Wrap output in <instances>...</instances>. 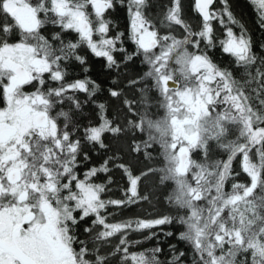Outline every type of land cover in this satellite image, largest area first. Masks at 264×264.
<instances>
[{"label": "snow or ice", "instance_id": "6c2138e0", "mask_svg": "<svg viewBox=\"0 0 264 264\" xmlns=\"http://www.w3.org/2000/svg\"><path fill=\"white\" fill-rule=\"evenodd\" d=\"M0 264H264V42L231 0H0Z\"/></svg>", "mask_w": 264, "mask_h": 264}, {"label": "trees", "instance_id": "16d2710c", "mask_svg": "<svg viewBox=\"0 0 264 264\" xmlns=\"http://www.w3.org/2000/svg\"><path fill=\"white\" fill-rule=\"evenodd\" d=\"M186 6L188 3V0H185ZM232 5H233V10L237 14L238 17H242L243 22L246 20L249 24V29L251 30V33L253 35L254 40L256 41L257 45L259 42H264V33H262L257 24H256V17H251L246 15V6L243 0H231ZM119 12V22L122 25L126 24V18L123 10L118 9ZM188 16L191 17V21H193L194 13H191L190 11L188 12ZM254 19V20H253ZM257 28H256V26ZM263 37V39H262ZM79 74V73H77ZM91 74L93 78H96L97 75H99L100 80H104L105 76L103 74V71L101 69L100 63H94ZM102 161V155H93V163H100ZM115 179L117 182L122 186L123 181L120 180V174L116 173L115 174ZM242 180L246 179V177L242 176ZM114 191L111 192L109 195L112 198L119 199L122 198V192L118 189H116V185L113 186ZM168 211L166 204L164 203L163 199L161 198L158 202L153 201V205L150 206L147 203L141 204L139 206H132L130 209H124L122 211H118L116 214V219H124L128 217H135L139 216L141 218H151V216L159 215V214H165ZM151 214V216L149 215ZM165 230H175L172 228H166ZM146 234V233H145ZM134 239H142V237L139 234H135L133 236ZM159 242H162V246L167 250V244L168 243H175L176 241L172 238H166L162 234L159 237ZM158 243L157 239H152V240H144L142 247L144 248H150ZM180 247H183L181 244Z\"/></svg>", "mask_w": 264, "mask_h": 264}, {"label": "flooded vegetation", "instance_id": "af4514ba", "mask_svg": "<svg viewBox=\"0 0 264 264\" xmlns=\"http://www.w3.org/2000/svg\"><path fill=\"white\" fill-rule=\"evenodd\" d=\"M244 1V3H245V6H246V15L247 16H251V17H256V21H257V19H258V17H257V14H256V11H255V7L253 6V5H251L250 3H249V0H243ZM193 19V21H191L193 24H196L197 23V19H196V17H195V14H194V17L192 18ZM254 20V19H253ZM244 23L247 25V27L249 28V24H248V22L246 21V20H244ZM257 24V23H256ZM256 26V25H255ZM256 28H257V26H256ZM218 31H219V29H218ZM262 39H263V37H262ZM263 42V41H262ZM260 43V42H259ZM214 58L218 61V62H221L222 64H225V65H227V64H229V60H230V58L228 57V56H226V55H222L221 53H220V51H219V49H217V50H215V52H214Z\"/></svg>", "mask_w": 264, "mask_h": 264}]
</instances>
